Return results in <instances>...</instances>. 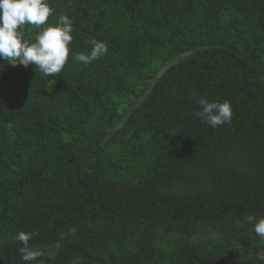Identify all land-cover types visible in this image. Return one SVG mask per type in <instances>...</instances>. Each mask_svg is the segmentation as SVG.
<instances>
[{
	"label": "trees",
	"instance_id": "trees-1",
	"mask_svg": "<svg viewBox=\"0 0 264 264\" xmlns=\"http://www.w3.org/2000/svg\"><path fill=\"white\" fill-rule=\"evenodd\" d=\"M46 2L73 23L60 75L0 57V264H264V0Z\"/></svg>",
	"mask_w": 264,
	"mask_h": 264
},
{
	"label": "clouds",
	"instance_id": "clouds-1",
	"mask_svg": "<svg viewBox=\"0 0 264 264\" xmlns=\"http://www.w3.org/2000/svg\"><path fill=\"white\" fill-rule=\"evenodd\" d=\"M54 15V9L46 0H0V57L13 67L29 65L38 68L45 76H58L65 68L71 53L70 45L74 40L73 23L66 15H60L56 24H49V18ZM38 30L34 42L24 38V28ZM84 44L91 45L88 54L77 53L76 61L91 64L104 57L107 45L95 39L85 40ZM200 110L193 113L211 127H220L230 123L233 117L229 101L209 102L205 98L198 101ZM255 233L264 238V219L255 225ZM38 233L21 231L13 237L23 244L19 249L22 259L26 262L36 260L43 253L29 247V241ZM264 260V251L256 253Z\"/></svg>",
	"mask_w": 264,
	"mask_h": 264
}]
</instances>
